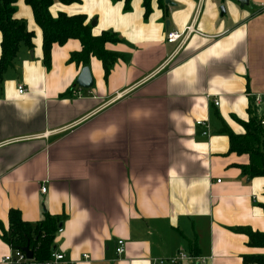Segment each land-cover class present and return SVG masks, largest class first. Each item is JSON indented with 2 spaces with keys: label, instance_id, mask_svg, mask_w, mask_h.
Masks as SVG:
<instances>
[{
  "label": "crops",
  "instance_id": "obj_1",
  "mask_svg": "<svg viewBox=\"0 0 264 264\" xmlns=\"http://www.w3.org/2000/svg\"><path fill=\"white\" fill-rule=\"evenodd\" d=\"M53 1L52 16L84 14L94 35L115 32L105 48L118 57L105 77L90 56L93 83L80 88L84 66L68 61L79 41L53 43L46 67L42 31L16 1L14 17L34 37L0 82V264L13 255L1 237L13 208L32 225L55 217L53 251L71 264H152L180 249L205 264L264 254L234 230L264 233V177L241 172L249 156L230 152L222 131L264 119V0H152L147 17L142 0L127 10L123 1ZM190 23L174 51L166 34Z\"/></svg>",
  "mask_w": 264,
  "mask_h": 264
},
{
  "label": "trees",
  "instance_id": "obj_2",
  "mask_svg": "<svg viewBox=\"0 0 264 264\" xmlns=\"http://www.w3.org/2000/svg\"><path fill=\"white\" fill-rule=\"evenodd\" d=\"M17 0H0V82L6 70L14 65V58L20 43H25L32 48L34 32L26 27L23 19L14 17ZM30 6L35 24L42 31V61L46 67L50 66V52L53 43L63 44L69 38L77 39L81 45L79 51L70 53L68 61L76 64L87 65L89 57L100 59L103 66V74L107 77L108 72L118 54L105 48V43H113L119 40L118 35L111 31H102L98 35L92 33V26L87 21V16L82 14H65L58 12L51 15L49 8L53 0H23ZM62 4L78 3L80 0H58ZM123 1L124 9L127 10L131 0ZM152 0H142L144 17L150 13ZM163 0H158L162 3ZM237 121L245 130L244 133H233L226 128L222 129L229 139V151L236 154L245 153L249 156V163L240 165L241 172L252 178V176L264 177V127L255 115H251L247 121L237 118ZM264 211V205H262ZM8 229L3 230L2 240L14 249L23 252L28 245L32 250V258L25 262L16 264H44L50 257L51 248L54 245V236L58 227L55 217L45 215L44 218L34 225L27 223L21 217L17 209L8 211ZM235 231L248 235V245L251 247H264V233L252 231L249 227L235 228ZM243 264H264V254L243 255Z\"/></svg>",
  "mask_w": 264,
  "mask_h": 264
},
{
  "label": "built area",
  "instance_id": "obj_3",
  "mask_svg": "<svg viewBox=\"0 0 264 264\" xmlns=\"http://www.w3.org/2000/svg\"><path fill=\"white\" fill-rule=\"evenodd\" d=\"M195 31L194 26L190 23L184 30L182 31H170L166 34V41L169 43L177 42L176 47L174 51L178 50V48L182 45L184 40L188 37L190 33ZM173 51V52H174ZM17 92L20 94H24L26 91L22 87V85L17 86ZM79 93V92H78ZM123 92H118L115 94V96H120ZM215 105H218L219 101L216 99L213 100ZM261 125H264V119L261 121ZM197 124L201 125L203 124L202 120L196 121ZM208 131L206 130L203 134L206 135ZM41 192L45 191V186L42 185L40 188ZM63 228L59 227L58 232L62 231ZM125 249V242L123 239H119L117 241V245L115 248V252L117 255L123 254ZM50 257L48 260L45 261L44 264H71L65 257V255L62 252H55L51 251ZM3 261L10 263V264H16L18 262L26 261L27 258L24 254V252H21L19 249L13 250V255H5L3 256ZM85 258L88 257V255H84ZM181 261H189L192 264H205L206 257L202 255H190L189 253L185 252L184 250L180 249L176 256L173 257H167V258H156L152 262V264H180Z\"/></svg>",
  "mask_w": 264,
  "mask_h": 264
},
{
  "label": "water",
  "instance_id": "obj_4",
  "mask_svg": "<svg viewBox=\"0 0 264 264\" xmlns=\"http://www.w3.org/2000/svg\"><path fill=\"white\" fill-rule=\"evenodd\" d=\"M165 3L169 4V5H172L171 1L170 0H164ZM240 2V4H244L246 3V0H238ZM96 23V20L93 19L90 24L91 26H94ZM75 83L80 87V88H89L91 87L92 83H93V78H92V75L90 74V70H89V67L87 65H84V67L81 68V70L79 71V74H78V77L76 78V81ZM54 250V247L51 249V251ZM23 252L26 256L27 259L30 260V258H32V250L29 248L28 245H26L24 248H23Z\"/></svg>",
  "mask_w": 264,
  "mask_h": 264
}]
</instances>
